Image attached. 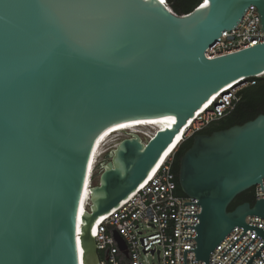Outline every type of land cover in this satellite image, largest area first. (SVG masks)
<instances>
[{
	"label": "water",
	"instance_id": "water-1",
	"mask_svg": "<svg viewBox=\"0 0 264 264\" xmlns=\"http://www.w3.org/2000/svg\"><path fill=\"white\" fill-rule=\"evenodd\" d=\"M165 1V0H164ZM176 1V0H173ZM166 2V1H165ZM264 0H207L178 15L160 0H0V264H100L98 219L149 177L187 125L223 89L264 75V43L210 60L206 50ZM244 83V82H242ZM241 83V84H242ZM172 117L175 123L168 118ZM150 120L107 153L99 184L85 183L101 138ZM264 178V115L198 134L180 161L179 186L198 200L196 262L236 227L264 218V199L228 208ZM93 229L95 231L93 232ZM262 248L247 264L261 255Z\"/></svg>",
	"mask_w": 264,
	"mask_h": 264
},
{
	"label": "built area",
	"instance_id": "built-area-1",
	"mask_svg": "<svg viewBox=\"0 0 264 264\" xmlns=\"http://www.w3.org/2000/svg\"><path fill=\"white\" fill-rule=\"evenodd\" d=\"M165 1L164 4L168 5ZM260 21L258 9L251 6L234 29L224 31L217 42L206 50V57L213 60L263 44L264 31L260 28ZM248 81L249 79L242 80L244 83L220 91L216 101L191 120L180 146L211 124L228 116L240 101V91L250 84ZM152 138L153 136L149 137L146 142ZM118 144L98 158L89 176L87 189L96 185L94 177L99 164ZM180 146L167 157L152 178L141 184L118 207L98 219L95 239L101 258L100 264H184L185 249L197 248L196 240L184 239L195 238L197 230L184 226H197L200 219L198 216L185 214L199 215L202 208L200 205H185L199 201L177 193L178 183L173 166ZM262 183L264 188V178ZM255 199V203L264 199L261 184L255 187ZM246 224L264 229V218L248 216ZM243 233V228H234L212 252L210 264H231L257 235L256 231L248 230L222 257ZM263 245V237H257L234 264H247ZM261 255L264 259V248ZM186 264L205 262H196L195 252L188 251ZM253 264L264 262L260 256H256Z\"/></svg>",
	"mask_w": 264,
	"mask_h": 264
},
{
	"label": "trees",
	"instance_id": "trees-1",
	"mask_svg": "<svg viewBox=\"0 0 264 264\" xmlns=\"http://www.w3.org/2000/svg\"><path fill=\"white\" fill-rule=\"evenodd\" d=\"M166 1L168 4L173 3L174 12L180 16L192 13L203 2V0ZM248 82L250 84L239 93L240 101L235 109L222 120L211 124L207 129L200 132V134L212 135L218 131L227 130L238 125H244L247 122L255 120L260 115H264V76L250 78ZM252 82L255 84H251ZM193 142L194 137L185 141L176 154L173 172L175 173L176 181L178 183L177 193L179 195H184L179 186L180 161L184 154L192 147ZM100 173L101 168L98 167L94 177L96 185L99 184ZM255 201V188H252L240 194L229 206L228 211L233 212L237 207L245 203H250L253 206Z\"/></svg>",
	"mask_w": 264,
	"mask_h": 264
},
{
	"label": "bare ground",
	"instance_id": "bare-ground-1",
	"mask_svg": "<svg viewBox=\"0 0 264 264\" xmlns=\"http://www.w3.org/2000/svg\"><path fill=\"white\" fill-rule=\"evenodd\" d=\"M244 80V79H243ZM242 81L238 82V83H235L232 86V88L236 87L238 84H241ZM231 86L227 87V88H230ZM226 88V89H227ZM219 94V93H218ZM218 94L214 95L211 100L205 104V106L202 108L204 109L206 106L210 105L211 103L213 104L216 99L218 98ZM198 111L195 116L193 118H195L201 111ZM192 118V119H193ZM190 119L187 123L186 126H184L181 131L179 132L178 136L176 137L174 143L170 146V148L167 150V152L164 154V156L162 157V159L160 160L159 164L156 166V168L153 170V172L149 175V177L146 179H150L153 177V175L156 173V171L158 170V168L160 167V165H162V163L167 159V157L169 155H171L174 151H176V149L180 146V144L182 143V141L184 140V136H185V133H186V130L187 128L191 125V120ZM161 127H163L162 125L156 123V122H153V121H150V120H133V121H128V122H124V123H121L119 125H116L114 126L112 129H110L100 140V142L98 143L97 145V148H96V153L94 155V157L92 158V161L90 163V167H89V174H88V177H87V180H86V183H85V187H84V192H86V199L83 201V203L81 204V208H86V205L88 203V199H89V189H87V186L89 184V176L91 175L94 167H95V164L97 163L98 161V158L103 154L102 153V149L104 147V145L106 144V142L108 141V139L115 133L117 132H121V131H129V132H134L136 134H139L141 133V131H139V129L141 128H155L157 130H159ZM145 180V181H146ZM144 181V182H145ZM143 182V183H144ZM142 183V184H143ZM97 224V223H96ZM96 224H95V227H96Z\"/></svg>",
	"mask_w": 264,
	"mask_h": 264
},
{
	"label": "rangeland",
	"instance_id": "rangeland-1",
	"mask_svg": "<svg viewBox=\"0 0 264 264\" xmlns=\"http://www.w3.org/2000/svg\"><path fill=\"white\" fill-rule=\"evenodd\" d=\"M139 131H141V133H139V135H141L144 138V140L146 141L147 139H149V137L154 136L158 130L155 128H141V129H139ZM131 133H134V132H129V131H121L120 132L119 131V132L113 134L108 139L106 144L104 145V147L102 149V153H105L106 151L111 149L114 145H117L118 143H120L122 140L129 138ZM146 135L148 137H146Z\"/></svg>",
	"mask_w": 264,
	"mask_h": 264
},
{
	"label": "snow or ice",
	"instance_id": "snow-or-ice-1",
	"mask_svg": "<svg viewBox=\"0 0 264 264\" xmlns=\"http://www.w3.org/2000/svg\"><path fill=\"white\" fill-rule=\"evenodd\" d=\"M160 3H164V0H160ZM207 3V0H205V4ZM172 123H175V120H174V118H172V117H169L168 118ZM95 231V229H93V232Z\"/></svg>",
	"mask_w": 264,
	"mask_h": 264
},
{
	"label": "flooded vegetation",
	"instance_id": "flooded-vegetation-1",
	"mask_svg": "<svg viewBox=\"0 0 264 264\" xmlns=\"http://www.w3.org/2000/svg\"><path fill=\"white\" fill-rule=\"evenodd\" d=\"M175 2V1H174Z\"/></svg>",
	"mask_w": 264,
	"mask_h": 264
}]
</instances>
